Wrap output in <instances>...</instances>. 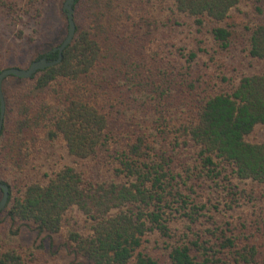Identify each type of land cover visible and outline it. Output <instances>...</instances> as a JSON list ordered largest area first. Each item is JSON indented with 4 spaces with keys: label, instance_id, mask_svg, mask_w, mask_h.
<instances>
[{
    "label": "trees",
    "instance_id": "obj_1",
    "mask_svg": "<svg viewBox=\"0 0 264 264\" xmlns=\"http://www.w3.org/2000/svg\"><path fill=\"white\" fill-rule=\"evenodd\" d=\"M171 1L168 41L155 43L161 19L145 0H76V33L62 61L4 80L0 182L10 194L0 214L19 227L13 235L25 226L54 244L76 209L85 225L68 223L69 264H264V206L233 221H211L206 205L192 198V175L180 171L186 163L177 160L183 144L193 145L200 175L228 181L227 210L243 201L257 205L231 178L264 184V141L247 139L264 124V67L234 80L221 56L242 36L246 55L264 62V0H251L244 34L226 23L242 0ZM16 5L0 0L14 15ZM63 14L68 27L64 8ZM177 24L188 27L190 44L174 40ZM54 47L34 60L56 59ZM203 55L205 67L219 71V84L198 68ZM57 140L111 173L98 178L65 165L36 177L39 151ZM226 165L231 175L222 177ZM180 219L181 229L174 226ZM199 221L205 227L195 230ZM151 234L163 238L165 253L145 251ZM2 238L0 264H27Z\"/></svg>",
    "mask_w": 264,
    "mask_h": 264
},
{
    "label": "rangeland",
    "instance_id": "obj_2",
    "mask_svg": "<svg viewBox=\"0 0 264 264\" xmlns=\"http://www.w3.org/2000/svg\"><path fill=\"white\" fill-rule=\"evenodd\" d=\"M12 1L17 3L18 12L15 15L8 9L0 7V71L9 67L28 68L37 54L61 43L68 33L67 18L65 19L63 14L65 0H47L45 3L35 2V0ZM171 2V0H145V4L154 12L155 17L161 19L160 29L153 33L151 37L155 43L160 40L163 42L168 41L165 35L168 27L164 26V21L170 14ZM252 17L251 0H242L231 11L226 23L233 25L239 33L244 34V28L246 25L251 24ZM175 31L173 35L175 41L180 38V44L186 41L190 44L189 39L186 38L189 35L188 27L177 24ZM246 39H242V36H240L241 44L238 42L239 44L233 45L230 51L225 52L221 56L225 63L223 67H228L230 70L229 75H235L234 80L243 73L250 74L264 67V62L250 59L246 52L243 51ZM206 59V55H203L199 61L198 68L214 77L215 84H219V71L216 70V66L206 68L204 64ZM8 77L4 80L6 81ZM171 136L173 138V134ZM183 138L180 139L182 142ZM247 139L251 142H263L264 124L258 125L248 135ZM168 141H171V138ZM169 145L171 147V144ZM182 149L183 151L177 160L179 164L183 162L186 164L185 168L180 169V171L183 172L184 177L192 175L193 178L190 182L194 189L191 192L192 198L196 199L197 203L206 205L204 211L207 214V218L211 219L212 217L211 221L216 220L218 223L227 220L233 221L240 216L250 215L253 210H258L260 206H264V184L260 185L251 180L240 181L231 178L232 182L241 189H247L254 194L255 199L257 198V205L254 206V202L243 201L232 210H227L224 206L225 193L222 185L228 183V181H220L217 184L207 176H204V173L201 176L200 170L196 167L194 161L195 147L183 144ZM65 165L75 166L79 171L98 178L105 177L111 173V170H108L104 164L96 165L93 160L78 159L71 155L62 140H57L51 146L43 148L42 152L39 151L34 173H37L36 177L44 180L45 173L51 174ZM188 165L192 168L190 172L186 171ZM226 167L221 175L222 177L226 174L231 175V168L228 165ZM186 192H189V190H186ZM214 206L218 208L215 209ZM69 222L83 228L85 216L76 209L69 211L65 216L62 233L55 235L54 244H50L48 239L43 242L41 237H38L35 232L25 226L20 227L18 235H13V230L19 227H12L11 223L5 220L4 214H0V235L3 236L1 243H8L10 246L16 247L27 260V264H69L72 258L69 255V243L66 237V228ZM184 224L185 222L180 219L174 223V226H180L181 229L186 225ZM192 226L195 230L205 227L201 224V221L197 225L193 224ZM164 247L165 241L158 234H151L146 237L144 243L145 251L158 256L160 253H165Z\"/></svg>",
    "mask_w": 264,
    "mask_h": 264
},
{
    "label": "water",
    "instance_id": "obj_3",
    "mask_svg": "<svg viewBox=\"0 0 264 264\" xmlns=\"http://www.w3.org/2000/svg\"><path fill=\"white\" fill-rule=\"evenodd\" d=\"M76 0H65L64 10L68 17V34L65 39L53 48V51H58V57L54 60H48L47 57H42L38 60L31 62L28 68L9 67L5 68L0 72V132L4 122L5 113V97L3 92V81L9 75H15L17 77L29 78L39 69L54 66L59 64L64 56V50L72 43L76 33V22H75V9L74 4ZM0 188L3 190V195L0 199V213L6 207L9 199V187L3 182H0Z\"/></svg>",
    "mask_w": 264,
    "mask_h": 264
}]
</instances>
